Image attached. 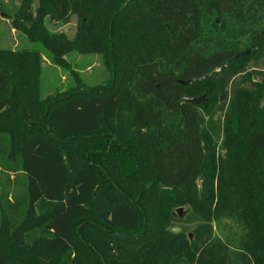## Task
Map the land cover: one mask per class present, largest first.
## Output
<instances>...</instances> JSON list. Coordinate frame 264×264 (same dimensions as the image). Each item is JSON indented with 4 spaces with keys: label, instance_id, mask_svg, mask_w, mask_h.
I'll return each mask as SVG.
<instances>
[{
    "label": "trees",
    "instance_id": "obj_1",
    "mask_svg": "<svg viewBox=\"0 0 264 264\" xmlns=\"http://www.w3.org/2000/svg\"><path fill=\"white\" fill-rule=\"evenodd\" d=\"M40 11L77 21L74 39L39 42L55 66L101 54L109 77L38 102L0 51V122L28 127L17 147L0 130V264H264V0ZM0 14L31 21L29 3ZM198 88L208 100L183 101Z\"/></svg>",
    "mask_w": 264,
    "mask_h": 264
},
{
    "label": "rangeland",
    "instance_id": "obj_2",
    "mask_svg": "<svg viewBox=\"0 0 264 264\" xmlns=\"http://www.w3.org/2000/svg\"><path fill=\"white\" fill-rule=\"evenodd\" d=\"M42 0H0V5L7 14L13 16L21 7L30 5L31 21L23 19L19 28L13 26L10 19L0 14V51L3 52L4 61L14 70L17 87L20 93L30 96L33 100L44 102L46 99L59 100L71 90L89 91L104 85L109 74L105 59L101 54H80L73 52L66 59L68 68L55 66L50 60L49 52L40 45L47 31L53 34H65L74 39L77 32V21L73 17L68 24L51 22L40 11ZM35 51H40L42 56H36ZM77 73L81 86L77 85ZM253 87L251 84H248ZM194 95L205 96L207 92L198 88ZM210 102V101H208ZM45 107L41 111L44 114ZM219 115L216 114V117ZM240 125V121L237 120ZM27 125L15 114H6L0 122V130L12 135L14 145L20 144L21 136L27 130ZM238 143V140H235ZM236 143V145H237ZM5 177L0 176V186ZM182 216L185 215L183 208ZM178 212V211H177ZM180 215V214H178ZM191 234V232H189Z\"/></svg>",
    "mask_w": 264,
    "mask_h": 264
},
{
    "label": "water",
    "instance_id": "obj_3",
    "mask_svg": "<svg viewBox=\"0 0 264 264\" xmlns=\"http://www.w3.org/2000/svg\"><path fill=\"white\" fill-rule=\"evenodd\" d=\"M242 54H239L238 56H240ZM247 88H251L250 85H247ZM184 102L186 103H190V104H194V105H198V104H203L205 102V96H202V97H185L183 99ZM197 186H198V189L200 190L201 186H200V182L199 180H197ZM178 214H180V216H182V210H178ZM179 231V228H175L174 229V232H178Z\"/></svg>",
    "mask_w": 264,
    "mask_h": 264
}]
</instances>
